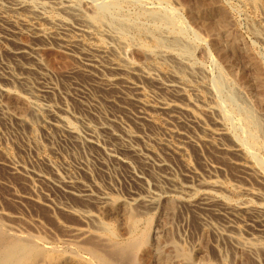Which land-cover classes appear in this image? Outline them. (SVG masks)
<instances>
[{"label": "rangeland", "instance_id": "rangeland-1", "mask_svg": "<svg viewBox=\"0 0 264 264\" xmlns=\"http://www.w3.org/2000/svg\"><path fill=\"white\" fill-rule=\"evenodd\" d=\"M17 1L0 0V89L20 98L13 101L0 93V213L20 220L5 224L46 238L71 254L74 250L64 246L74 240L68 230L100 233L92 222L78 219L74 212L80 210L114 226L118 240L128 238L118 219L96 210L99 202L113 198L141 212L136 233L147 238L151 257L145 264H264V234L251 226L249 213L239 214L229 233L225 218L182 203L191 194L184 192L186 187L197 188L212 179L222 188L217 191V207L224 202L231 207L264 205V0H67L64 9L57 5L59 0H19L20 7ZM198 4L210 18L200 14ZM95 9L106 12L101 22ZM219 15L225 33L236 42L229 43L214 28ZM80 27H89L91 36L79 33ZM37 31L47 33L43 41L35 37ZM56 34H65L61 38L66 42L76 40L75 46L57 42ZM96 42L111 51L93 56L89 68L90 60L80 48ZM124 60L134 67L126 76L133 85L118 81L115 90H104L103 82L112 77L108 64L127 65ZM163 83L179 86L180 96L164 91ZM142 97L151 101V110L169 103L187 107L190 114L157 108L147 110V121H137L133 118L143 109L136 100ZM249 119L260 126L256 141ZM61 120L77 130L76 140L59 130ZM211 130L222 137L208 141ZM232 145L239 146L240 157L228 151ZM239 160L249 162L255 174L243 175L236 165ZM67 186L91 199L67 195ZM148 202H153L151 208ZM171 202H176L174 207Z\"/></svg>", "mask_w": 264, "mask_h": 264}, {"label": "bare ground", "instance_id": "bare-ground-1", "mask_svg": "<svg viewBox=\"0 0 264 264\" xmlns=\"http://www.w3.org/2000/svg\"><path fill=\"white\" fill-rule=\"evenodd\" d=\"M19 1V0H18ZM18 1H17V3H16V6L17 7H20V5H21V2H19L18 3ZM33 1V0H32ZM65 3H68V1L67 0H59L58 2H57V5L58 6H60L61 8H67V6H66V4ZM70 3V2H69ZM68 3V4H69ZM207 3V2H206ZM206 3L204 4L205 6H206ZM260 3V2H259ZM73 4V3H72ZM72 4H70V5H72ZM23 5V4H22ZM41 5L43 6V5H45L44 3L42 4L41 3ZM203 4H198V9H199V12H200V14L202 13L203 15H204V17H211V16H209V13H208V11L207 10H205V7L204 6H202ZM208 5H210V4H208ZM258 5V4H257ZM41 6V7H42ZM48 6V5H47ZM69 6V5H68ZM83 6V5H82ZM90 6V5H89ZM92 6V5H91ZM255 6V5H254ZM13 7V6H12ZM49 7V6H48ZM60 7H58V8H60ZM71 7V6H70ZM203 7H204V9H203ZM207 7V6H206ZM213 7V6H212ZM260 7V6H259ZM14 9H15V7H13ZM43 8H46V7H43ZM74 8V11H75V7H73ZM88 8V7H87ZM210 8H211V6H210ZM210 8H209V10H210ZM263 8V7H262ZM72 8H70L69 10H71ZM93 9V8H92ZM17 10V9H16ZM59 10V9H58ZM94 10V9H93ZM96 10V9H95ZM214 10V9H213ZM77 11H79V9L78 10H76V12ZM219 11V10H218ZM32 12L34 13V11L32 10ZM80 12V11H79ZM223 12V11H222ZM1 13V12H0ZM105 10H103V11H101L100 9H99V11L98 10H96L95 11V14H96V16H95V18L98 20V21H100V20H102L101 19V17H103V15L105 16ZM216 13H217V11H216ZM221 13V12H220ZM94 14V15H95ZM201 14V15H202ZM214 14V13H213ZM35 15V14H34ZM200 15V16H201ZM43 16V15H42ZM78 16V15H77ZM222 16H223V14H222ZM221 15H219L218 17H217V19L214 21V24L213 25H215L214 26V28L216 27L218 30H219V32H220V34H221V37L222 38H225V40H228L229 41V43L230 42H232L231 41V38H229V36L225 33L226 31H225V21H224V19H223V17H225V15L222 17ZM36 17V16H35ZM37 17H38V15H37ZM81 17V16H80ZM214 17V16H213ZM48 18H49V16H48ZM47 18V19H48ZM94 18V17H93ZM209 18H208V20H209ZM31 19V18H30ZM43 19V18H42ZM46 19V18H45ZM207 20V21H208ZM211 20V19H210ZM210 20L208 21V22H210ZM226 20V19H225ZM48 21V20H47ZM52 21V20H51ZM57 21V20H56ZM55 21V22H56ZM105 21V20H104ZM212 21V20H211ZM11 22V21H10ZM49 22V21H48ZM78 22H80V21H78ZM101 22V21H100ZM107 22V21H106ZM228 22V21H227ZM226 22V23H227ZM87 23V22H86ZM207 23V22H206ZM211 24H212V22H210ZM52 24V23H51ZM78 24V23H77ZM96 24V23H95ZM109 24H111V22L109 23ZM208 24V23H207ZM79 25V24H78ZM90 25H91V23H90ZM68 26V25H67ZM82 26H84V25H82ZM89 26V25H88ZM94 26V25H93ZM95 27H97V26H95ZM94 27V28H95ZM102 27V26H101ZM210 27H211V25H210ZM89 27H80L79 29H78V32L79 33H81V34H85V35H90L91 36V32L89 31V30H91V29H88ZM90 28H92V26H90ZM39 29V28H38ZM213 29V28H212ZM59 30V29H58ZM61 30V29H60ZM75 30V29H74ZM94 30V29H93ZM228 30V29H227ZM11 31V30H10ZM9 31V32H10ZM63 31V30H62ZM67 31V30H66ZM65 31V29H64V31L63 32H66ZM70 30H68V32H69ZM210 31V30H209ZM212 31V30H211ZM214 31V30H213ZM7 32H8V30H7ZM71 32V31H70ZM216 32H218L217 30H216ZM230 32V31H229ZM6 33V32H5ZM13 33V32H12ZM59 33V32H58ZM57 33V34H58ZM213 33V32H212ZM35 34V33H34ZM51 34V33H50ZM53 34V33H52ZM56 34V36L54 37V39L57 41V42H65L66 43V45L70 48V47H74L75 46V41L74 42H66L65 41V34L64 35H60L61 34V32H60V34L59 35H57ZM10 35V34H9ZM218 35V34H217ZM1 36V35H0ZM46 36H47V33L46 32H43V31H37L36 32V34H35V37L40 41V40H42L43 41V39H45L46 38ZM61 36H65V37H63V38H61ZM70 36V35H69ZM220 36V35H219ZM256 36V35H255ZM3 37V36H2ZM80 37V36H79ZM88 37V36H87ZM13 38V37H12ZM73 38V37H72ZM91 39V38H90ZM117 39H119V38H117ZM260 39H262V38H260ZM264 39V38H263ZM263 39H262V41H263ZM122 40V39H121ZM222 40V39H221ZM235 42H236V40H234ZM234 41H233V43H234ZM2 38L0 37V44H2ZM101 42V41H100ZM98 43V42H96L95 44H91L90 46H88L87 48H80V50H81V52L83 53V56L85 55V57H88L89 58V68L92 66L91 64H92V62H94V61H92V59L94 58L93 56H107L108 54H109V52L111 51L110 50V48H109V46H105V45H103V44H101V43ZM119 42V41H118ZM219 42V41H218ZM264 42V41H263ZM121 43V42H120ZM61 44V43H60ZM59 44V45H60ZM79 44V43H78ZM123 44V41H122V43L121 44H119V45H122ZM222 44V43H221ZM232 44V43H231ZM3 45V44H2ZM62 46V45H61ZM66 46V47H67ZM81 46H83L84 47V45H81ZM118 46V45H117ZM226 46V45H225ZM234 46V45H233ZM39 47V46H38ZM67 47V48H68ZM111 47V46H110ZM118 47H120V46H118ZM123 47V46H122ZM122 47H120L121 49H122ZM3 48V47H2ZM1 48V49H2ZM114 48V47H113ZM233 48V47H232ZM23 49V48H22ZM126 49H128V48H126ZM18 50H20V49H18ZM31 50V49H30ZM76 50H78V49H76ZM120 50V49H119ZM123 50V49H122ZM121 50V51H122ZM26 51V50H25ZM36 50H32V52L31 53H34ZM38 51V50H37ZM37 51H36V54H38L37 53ZM123 51H125V50H123ZM122 51V52H123ZM127 51V50H126ZM234 51V50H233ZM29 52V51H28ZM112 52H114V51H112ZM81 53V54H82ZM16 54H26V52H19V51H17L16 52ZM80 54V53H79ZM29 55H30V53H29ZM112 55V54H111ZM25 56H27V55H25ZM115 56V55H114ZM119 56V55H118ZM32 56H30V58H31ZM34 57V56H33ZM29 58V59H30ZM28 59V60H29ZM94 59H96V57L94 58ZM119 59H121V58H119ZM83 60V59H82ZM85 60V59H84ZM30 61V60H29ZM32 61V60H31ZM35 61V60H34ZM104 61V60H103ZM37 62V61H36ZM96 64H98L97 62H95ZM100 63V62H99ZM123 63H125V60L123 61ZM257 63V62H256ZM87 64V63H86ZM125 64H127V65H122V62L121 61H116V62H113L112 64H108V65H112L109 69H110V71L112 72V77H110V78H108V79H106L103 83V89L104 90H109V89H111V88H113L114 86H115V83L116 82H118V81H121V82H123V83H126V85H133V83L131 84L129 81H128V77L126 78V76H128L129 74H131L130 73V71L132 70V68H134V67H131L130 66V64L128 65V63L126 62ZM256 65V64H255ZM95 68H97V67H93V69L94 70H96ZM101 68V67H100ZM103 68V67H102ZM98 69V68H97ZM106 69V68H105ZM108 69V70H109ZM28 70H30V69H28ZM139 70V69H138ZM254 70V73L256 72V70L255 69H253ZM88 71V70H87ZM102 71H104V70H102ZM29 72V71H28ZM86 72V71H85ZM89 72V71H88ZM96 72V71H95ZM107 72V71H106ZM133 72V71H132ZM141 72V71H140ZM252 72V71H251ZM98 73V72H97ZM105 73V72H104ZM256 73H258V72H256ZM107 74V73H106ZM111 74V73H110ZM110 74H109V76H110ZM134 74V73H133ZM87 75H89V74H87ZM90 75L92 76V74L90 73ZM143 75V74H142ZM150 75V74H149ZM100 76V75H99ZM131 76V75H130ZM145 76V75H144ZM97 77V76H96ZM148 77V76H147ZM152 77V76H151ZM259 77V76H258ZM98 78V77H97ZM102 78V77H101ZM101 78H100V80H101ZM105 78V77H104ZM132 79H134L133 77H131ZM11 79H12V77H11ZM14 79V78H13ZM18 79H20V78H18ZM103 80V79H102ZM150 80V79H149ZM155 80V79H154ZM15 81V80H14ZM21 81V80H20ZM99 81V80H98ZM19 82V81H18ZM121 82H119L120 84H121ZM175 82V81H174ZM259 82V81H258ZM100 84H101V81H100ZM177 84H180V83H177ZM118 85V84H117ZM122 85V84H121ZM161 85H163V90L164 91H167V92H169L170 94H172L174 97H179L180 96V94H181V88L179 87V86H177L175 83H166V84H161ZM264 85V84H263ZM123 86H124V84H123ZM136 86V85H135ZM138 86V85H137ZM183 86V85H182ZM120 87V86H119ZM128 87V86H127ZM134 87V86H133ZM100 88V87H99ZM124 88H125V86H124ZM137 88V87H136ZM185 88H186V86H185ZM184 88V89H185ZM260 88H261V86H260ZM102 89V90H103ZM114 89V88H113ZM121 89V88H120ZM126 89V88H125ZM128 89V88H127ZM126 89V90H127ZM130 89V88H129ZM103 90V91H104ZM115 90V89H114ZM114 90H112V91H114ZM136 90V89H135ZM11 91V90H10ZM111 91V90H110ZM123 91V90H122ZM128 91V90H127ZM132 91H134L133 89H132ZM139 91V90H138ZM130 92V91H129ZM128 92V93H129ZM137 92V91H136ZM135 92V93H136ZM184 92V91H183ZM0 93L2 94V96H6L8 99H11V98H13V101H15V100H19L20 98L17 96V95H15L14 93H11V92H9V91H7L6 89H0ZM132 93V92H131ZM130 94V93H129ZM137 94V93H136ZM136 94H134L135 96L134 97H136ZM128 96V95H127ZM142 96V95H141ZM129 97V96H128ZM139 97H140V94H139ZM144 97V96H143ZM142 97V99L143 100H136V101H138L137 102V104H140V107L143 109V112H139V114H137L135 117L136 118H133V119H136L137 121H142V122H144V121H147L150 117L148 116V113H147V110L150 112V113H152V111H155L157 108L158 109H160L161 111H164V113H167L168 111H171V110H173V109H176V110H178L179 112H183V114L186 112L187 114L189 113L187 110H188V108L187 107H185L184 105V107H185V109L184 108H181V107H178L177 105L176 106H174V105H171V104H162V103H159V107H157L155 110L153 109V110H151V108H153V106H151L149 103L151 102H146L147 101V99H144ZM130 98V97H129ZM141 98V97H140ZM140 98H138V99H140ZM15 99V100H14ZM22 99H24V98H22ZM133 99H135V98H133ZM25 100V99H24ZM146 100V101H145ZM12 101V102H13ZM22 101V100H21ZM130 102H131V100H129ZM177 101V100H176ZM25 102V101H24ZM162 102V101H161ZM165 102V101H164ZM19 103H20V101H19ZM31 103H32V101H31ZM34 103V102H33ZM135 104H136V102H134ZM174 103V102H173ZM13 104V103H12ZM14 104H16V103H14ZM18 104V103H17ZM25 104V103H24ZM27 104V103H26ZM182 104V103H181ZM28 106L30 105L31 106V104L29 103V104H27ZM153 105V104H152ZM18 106V105H17ZM29 106V107H30ZM139 107V108H140ZM28 108V107H27ZM31 108V107H30ZM186 108H187V110H186ZM20 109V108H19ZM34 109V108H33ZM33 109H32V111H33ZM36 109V108H35ZM125 109V108H124ZM151 111H150V110ZM21 110V109H20ZM28 110V109H27ZM140 110V109H139ZM30 111H31V109H30ZM157 111V110H156ZM177 111V112H178ZM173 111H171V113H172ZM175 112V111H174ZM173 112V113H174ZM25 113V112H24ZM29 113V112H28ZM30 114V113H29ZM36 114H37V112H36ZM175 114H182V113H175ZM182 114V115H183ZM190 114V113H189ZM188 114V115H189ZM134 115V114H133ZM167 115H169L170 116V113L169 114H167ZM192 115V117H193V119H195V117L193 116V114H191ZM191 115H190V117H191ZM187 116V115H186ZM196 116V115H195ZM134 117V116H133ZM57 118V117H56ZM60 118H62V117H60ZM173 118V117H172ZM188 118H189V116H188ZM65 119V118H64ZM200 120V119H199ZM250 120V119H249ZM248 120V122H250V124H251V127H253L252 129H253V131L251 130L250 132H251V136H252V138L253 139H255V141H256V134H258L257 132H259L258 130H260V126H259V123H258V121L257 120H254V119H251L250 121ZM21 121V120H20ZM33 121V120H32ZM61 121H63V120H61ZM201 121V120H200ZM22 122V121H21ZM60 122V121H59ZM195 122V121H194ZM33 123V122H32ZM61 123H63V125L60 127V129L59 130H61L63 133H65L66 135H68L69 137H72V139H77V137H76V134L77 133H75V131H77V130H75L74 128H73V126L71 125V124H69L68 122H66V121H63V122H61ZM200 123V122H199ZM56 124H57V121H56ZM148 124H149V122H148ZM203 124V123H202ZM250 124H249V126H250ZM53 126V125H52ZM104 127V126H103ZM201 127V126H200ZM102 128V127H101ZM56 129V128H55ZM58 129V128H57ZM56 129V130H57ZM87 129H88V127H87ZM106 129V128H105ZM58 130V131H59ZM75 130V131H74ZM202 130V129H201ZM216 130V129H215ZM217 130H219V129H217ZM60 131V132H61ZM90 131V128H89V130H88V133H90L89 132ZM98 131V130H97ZM252 132H254V133H252ZM62 133V134H63ZM93 133H95V132H93ZM93 133H91V134H93ZM172 133V132H171ZM206 133H208V132H206ZM61 134V133H60ZM173 134V133H172ZM171 134V135H172ZM223 134V133H222ZM222 134L221 133H218V132H216V131H213V130H211V131H209V135H208V141H212V139H213V141H215V137L217 138V137H222ZM64 135V134H63ZM95 135V134H94ZM178 135V134H177ZM206 135V134H205ZM88 136H90V135H88ZM178 136H181V135H178ZM182 136H184V135H182ZM97 137V136H96ZM128 137V136H127ZM132 137V136H131ZM207 137V136H206ZM87 138H89L88 140H94L93 138L94 137H92L91 139H90V137H87ZM127 139V138H126ZM87 140V139H86ZM87 140V141H88ZM129 140V139H128ZM131 140V139H130ZM198 140H200V139H198ZM121 141H123V140H121ZM120 141V142H121ZM75 142V141H74ZM73 142V143H74ZM199 142V141H198ZM201 142V141H200ZM89 143V142H88ZM90 143H93L92 141H90ZM96 143V142H95ZM123 143V142H122ZM125 143V142H124ZM212 143V142H211ZM78 144V143H77ZM121 144V143H120ZM126 144V143H125ZM255 144V143H254ZM123 145V144H122ZM93 146V145H92ZM167 146V145H166ZM233 146V148H231L230 150H228L230 153H232V154H234V155H236V156H238V157H240L241 155H242V151H241V149L239 148V146H237V145H232ZM119 147H120V145H119ZM124 148L126 147L125 145L123 146ZM173 147H175V146H173ZM126 149V148H125ZM131 149V148H130ZM179 149V147H177V150ZM136 150V149H135ZM179 151V150H178ZM227 151V152H228ZM130 152H131V150H130ZM228 152V153H229ZM138 155V154H137ZM112 158V157H111ZM147 160V159H146ZM124 161V160H123ZM120 163H121V161H119ZM125 163V162H124ZM187 165V164H186ZM236 165H237V167L241 170V172H243V175H247L248 176V173H251L252 172V168H251V165H250V163L249 162H245V161H241V160H239V161H237L236 162ZM211 168V167H210ZM10 169V168H9ZM18 169H22V168H18ZM24 169V168H23ZM252 169V170H251ZM189 170V169H188ZM12 171H13V169H12ZM21 171V170H20ZM254 171H255V169H254ZM23 172V171H22ZM24 173V172H23ZM25 173H27V172H25ZM253 173V172H252ZM251 173V174H252ZM189 174H191V172L189 173ZM194 174V173H193ZM253 174H255V172L253 173ZM240 175H242V174H240ZM242 175V176H243ZM39 176V175H38ZM37 176V178H39ZM192 176V175H191ZM250 176V175H249ZM248 176V177H249ZM256 176V175H255ZM42 178V177H41ZM40 178V179H41ZM241 178V177H240ZM163 180H164V178H163ZM59 181V180H58ZM61 181H59V183L58 184H60L61 185V183H60ZM172 182V181H171ZM57 183V182H56ZM63 183H65V182H63ZM67 184V183H66ZM69 185V184H68ZM72 185V184H71ZM56 186V185H55ZM69 187H71V186H69ZM68 186L67 187H65V188H68V190L70 189V191H68L67 189H65V190H67L65 193H67V195L68 194H70V195H73L74 197L76 196L77 198L78 197H80L82 200H80V201H83V200H86V201H89L90 199H91V196L89 197V194L87 195V194H82L83 193V191H82V193H80V192H76L75 191V189H74V191H72L73 189V187L72 188H69ZM83 187V186H82ZM72 189V190H71ZM183 189V188H182ZM185 189V188H184ZM186 189L187 190H184V192H190L191 194L189 195V193L186 195V198H185V202H182V203H185V205L187 206V207H189L191 210H198V211H200V212H204V213H210L211 215H214V216H218V217H223V218H225L226 219V221H227V223L226 224H228L229 226V228H227V229H229V233H230V228L232 227V228H234L235 229V226L233 225V220H235V219H237L238 218V216H239V214H241V213H243V214H250L249 216L251 217V219H249V220H251V222H252V224H251V226H253V224H255L257 227H258V229H259V231L262 233V234H264V205L263 204H260V205H257V207H255V208H249L250 206H242V207H234V206H236V205H234L233 207H231V205L229 206V204H226L225 202H224V204H222V206L221 207H217L219 204H221V203H218V201L216 200L217 199V191L218 190H220V189H222L221 188V186H220V184L217 182V181H215V180H212V179H209L208 181H205V182H201L199 185H198V187L197 188H193V187H186ZM192 191V192H191ZM246 191V190H245ZM248 191V190H247ZM246 191V192H247ZM244 192V191H243ZM246 192H244L245 194H248V193H246ZM64 193V194H65ZM85 193V192H84ZM182 193V192H181ZM180 193V194H181ZM250 194V193H249ZM251 194H252V192H251ZM105 195V194H104ZM185 195V194H184ZM255 195V194H254ZM257 195V194H256ZM177 196V195H176ZM71 197V196H70ZM73 197V198H74ZM258 197V196H257ZM90 198V199H89ZM176 198V197H175ZM181 198V197H180ZM79 199V198H78ZM108 199V200H107ZM107 199H105V201H101V202H99V205H98V207L96 208V210L98 209V212H100V214H101V212H105L106 214H108V215H110V216H112V217H115L116 219H118V223H120V225H121V227L123 228V230H126V231H124L125 232V234H128V238L127 239H125V240H123V241H120V240H118L117 239V236H116V234H115V231L116 230H114V224L112 225L111 223V225L113 226V227H111V226H108V225H106L105 223H101V221H99V219H98V215H96V216H93V214L91 215V214H89V213H87V212H80V211H82V210H80V211H77V212H74V210H73V212L75 213V215H77V217H78V219H80L83 223L85 222V223H87V222H92L90 225H91V227H93V229L94 228H97V230H98V232L100 231V233H94L95 232V229L93 230L94 232H89V231H87V230H85V229H71V230H68V232H69V234H71V238H74V240H72L71 241V243H68L69 241H67V243L68 244H64V246H70V248H72L73 250H74V252H72L71 254H67L65 251H63L62 250V248H59L58 246H56V245H53V244H49V243H47V239L45 238L44 240H46V242H44V240H43V238L42 237H40V236H34V235H25V234H22V233H20L19 232V230L17 231L14 227H12V226H8V225H6L5 223L6 222H10V223H15L16 221H19L20 222V220H19V218L18 217H13V218H11V216H10V218H8L5 214H3V213H0V264H145L146 263V261L147 260H149L148 259V257H149V253H148V251H147V246H146V242H147V238H146V236H145V233H140V234H138V233H136V229H137V225H138V223H139V221L140 220H142L143 221V218L141 219L140 217H139V214L141 213H137L136 214V212L134 213L133 211H131L130 209H132V207L130 208V206L131 205H129V207L127 206V204H125V203H122V202H119V200L117 201V200H115V199H109V198H107ZM138 199V198H137ZM183 199V198H182ZM219 199V198H218ZM102 200V199H101ZM136 200V199H135ZM139 200V199H138ZM142 200H144V199H141V200H139V202L140 201H142ZM174 200V199H173ZM172 200V201H173ZM181 200V199H180ZM93 201H94V199H93ZM147 200H145V202H146ZM177 201V200H176ZM182 201V200H181ZM180 201V202H181ZM85 202V201H84ZM97 202V203H98ZM221 202V201H220ZM81 203V202H80ZM83 203V202H82ZM92 203V202H91ZM143 203H144V201H143ZM142 202L141 203H139L140 205H143V206H145V204H143ZM149 203V208H151L152 207V203L153 202H151V204H150V202H148ZM172 203V205H170V207L171 206H173V203L175 204L176 202H171ZM215 203H218L217 205H215ZM139 204H137V206L139 205ZM85 205V204H84ZM93 205V204H92ZM156 205V204H155ZM97 206V205H96ZM168 206V205H167ZM174 207V206H173ZM172 207V208H173ZM135 208V207H134ZM176 208V207H175ZM68 209H69V212H70V208L68 207ZM73 209V208H72ZM143 209V208H142ZM171 209V208H170ZM174 209V208H173ZM59 210V209H58ZM67 210V209H66ZM77 210V209H76ZM75 210V211H76ZM145 210V209H144ZM63 211V210H62ZM2 212V211H1ZM89 212V211H88ZM138 212V211H137ZM142 212H143V210H142ZM146 212H147V210H146ZM97 213V212H96ZM102 213V214H103ZM104 213V214H105ZM14 214H16L15 212H14ZM67 214H68V212H67ZM70 214V213H69ZM95 214V213H94ZM105 214V215H106ZM143 214V213H142ZM18 215V214H17ZM145 215V214H144ZM72 216V215H71ZM109 216V217H110ZM150 216V215H149ZM104 217V216H103ZM106 217H107V215H106ZM76 218V217H75ZM105 218V217H104ZM111 218V217H110ZM107 219V218H106ZM151 219V218H150ZM22 220V219H21ZM100 220H102V219H100ZM105 220V219H104ZM113 220V219H112ZM79 221V220H78ZM81 221H79V222H81ZM228 221L231 223H228ZM19 222H18V224H19ZM23 222V224H24V220H22L21 221V223ZM26 222V221H25ZM33 222V221H32ZM235 222V221H234ZM250 222V221H249ZM39 223V222H38ZM82 223V224H83ZM147 223V222H146ZM18 224L16 225V226H18ZM81 224V223H80ZM95 224H96V227H94L95 226ZM108 224V223H107ZM151 224V223H150ZM247 224V223H246ZM15 225V224H14ZM20 225V224H19ZM22 225V224H21ZM27 225H28V223H27ZM34 225H35V223H34ZM85 225V224H84ZM249 225V224H248ZM246 226V227H249V226ZM24 226H26V223L24 224ZM231 226V227H230ZM31 227V226H30ZM37 227V226H36ZM88 227V226H87ZM117 227V226H116ZM121 228V229H122ZM139 228V227H138ZM25 229V228H24ZM60 229V228H59ZM68 229V228H67ZM116 229H118V228H116ZM237 229V228H236ZM92 230V229H91ZM146 230V229H145ZM45 231H47V230H45ZM232 231V230H231ZM24 232V231H23ZM29 232V231H28ZM127 232V233H126ZM226 232V231H225ZM235 232H237L236 230H235ZM26 233V232H25ZM118 233V232H117ZM228 233V232H227ZM29 234V233H28ZM49 234V233H48ZM66 234V233H65ZM124 234V235H125ZM147 234V233H146ZM237 234H238V232H237ZM53 235V234H52ZM64 235V234H63ZM67 235V234H66ZM219 235H221V234H219ZM231 235V234H230ZM232 235H234V233L232 234ZM236 235V234H235ZM65 236V235H64ZM69 237H70V235H68ZM126 236V235H125ZM222 236V235H221ZM225 236H227L226 234H225ZM224 236V237H225ZM54 237V236H53ZM68 237V238H69ZM148 237V236H147ZM223 237V236H222ZM260 237V236H259ZM55 238V237H54ZM67 238V239H68ZM119 238V237H118ZM226 238V237H225ZM227 238H228V240L229 239H233V238H229L228 236H227ZM226 238V239H227ZM234 238H235V236H234ZM253 237H251L250 238V240L249 241H251V239H252ZM255 238V237H254ZM258 238V237H257ZM52 239V238H51ZM51 239L49 240L50 242H51ZM120 239V238H119ZM256 239V238H255ZM53 240V239H52ZM253 240V239H252ZM54 241V240H53ZM53 241H52V243H53ZM63 241H65V240H63ZM238 242H240V241H238ZM255 242H259V240L257 241V239L255 240ZM61 243H63L62 241H61ZM66 243V242H65ZM234 243H235V241H234ZM244 243V242H243ZM252 243H253V241H252ZM56 244V243H55ZM236 244H237V242H236ZM239 245L241 244L242 245V243H238ZM245 244V243H244ZM63 245V244H62ZM61 245V247H63ZM238 245V246H239ZM247 245H249V243L247 244ZM252 245V244H251ZM255 245H258L257 243L255 244ZM246 246V245H245ZM255 247V246H254ZM247 248V247H246ZM249 248V247H248ZM262 248V247H261ZM67 249V248H66ZM255 249V248H254ZM254 249H252V250H254ZM257 249V248H256ZM260 249V248H259ZM249 250V249H248ZM258 250V249H257ZM262 250V249H261ZM150 252V251H149ZM253 252V251H252ZM263 254V253H262ZM261 255V254H260ZM168 256H169V254H168ZM172 256V255H171ZM174 256V255H173ZM151 257V256H150ZM149 257V258H150ZM177 258V257H176ZM153 259V258H152ZM159 260V259H158ZM162 260V259H161ZM165 260H167L166 258H164V261ZM173 260V259H172ZM185 260V259H184ZM167 261H169V260H167ZM177 261V260H176ZM163 262V261H162ZM183 262V261H182ZM160 263V262H159ZM174 263V262H173ZM172 263V264H173ZM192 263V262H191ZM228 263V262H227ZM161 264V263H160ZM163 264H165V262L163 263ZM175 264V263H174ZM221 264V263H220Z\"/></svg>", "mask_w": 264, "mask_h": 264}]
</instances>
